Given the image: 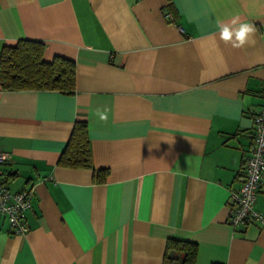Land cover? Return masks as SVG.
I'll list each match as a JSON object with an SVG mask.
<instances>
[{"label":"crops","instance_id":"obj_1","mask_svg":"<svg viewBox=\"0 0 264 264\" xmlns=\"http://www.w3.org/2000/svg\"><path fill=\"white\" fill-rule=\"evenodd\" d=\"M236 17L255 43L219 39ZM22 37L74 60L76 79L0 86L6 183L34 189L25 233L0 215V264H162L168 238L194 242L195 264H264V223L227 222L264 105V0H0V51ZM76 119L91 168L57 163Z\"/></svg>","mask_w":264,"mask_h":264},{"label":"trees","instance_id":"obj_2","mask_svg":"<svg viewBox=\"0 0 264 264\" xmlns=\"http://www.w3.org/2000/svg\"><path fill=\"white\" fill-rule=\"evenodd\" d=\"M44 42L27 37L14 44H5L0 51V86L5 90H55L73 93L76 66L64 55L43 58ZM58 165L72 168H91V156L84 119L74 121L70 136L61 151ZM104 169L94 171L97 180H103ZM197 246L194 242L168 238L162 264H195Z\"/></svg>","mask_w":264,"mask_h":264},{"label":"built area","instance_id":"obj_3","mask_svg":"<svg viewBox=\"0 0 264 264\" xmlns=\"http://www.w3.org/2000/svg\"><path fill=\"white\" fill-rule=\"evenodd\" d=\"M252 131V147L241 170V185L230 189L227 197V222L232 227L243 226L251 220L264 223V214L254 207L264 175V105L253 117ZM9 158L10 154L0 149V215L7 220L12 233L22 234L29 229L26 210L31 207L34 189L12 191L8 187L1 164Z\"/></svg>","mask_w":264,"mask_h":264},{"label":"clouds","instance_id":"obj_4","mask_svg":"<svg viewBox=\"0 0 264 264\" xmlns=\"http://www.w3.org/2000/svg\"><path fill=\"white\" fill-rule=\"evenodd\" d=\"M216 27L219 32V39L226 44H231L233 48H243L245 45L253 44L254 33L256 31L254 24L246 21H240L239 17L234 18L230 23L220 20L216 21ZM108 109L97 110L96 114L101 120L108 119Z\"/></svg>","mask_w":264,"mask_h":264}]
</instances>
